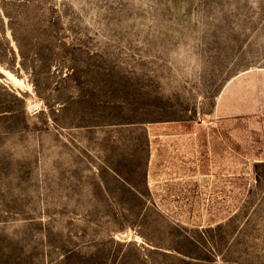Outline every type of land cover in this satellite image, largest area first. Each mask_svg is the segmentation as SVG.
I'll return each mask as SVG.
<instances>
[{
  "label": "rangeland",
  "instance_id": "obj_1",
  "mask_svg": "<svg viewBox=\"0 0 264 264\" xmlns=\"http://www.w3.org/2000/svg\"><path fill=\"white\" fill-rule=\"evenodd\" d=\"M0 264H264V0H0Z\"/></svg>",
  "mask_w": 264,
  "mask_h": 264
},
{
  "label": "bare ground",
  "instance_id": "obj_2",
  "mask_svg": "<svg viewBox=\"0 0 264 264\" xmlns=\"http://www.w3.org/2000/svg\"><path fill=\"white\" fill-rule=\"evenodd\" d=\"M0 70H1L4 74H6V75H8V76H10V77H13V75H12L9 71L4 70V69H1V68H0Z\"/></svg>",
  "mask_w": 264,
  "mask_h": 264
}]
</instances>
